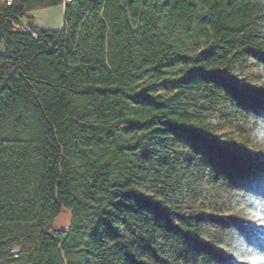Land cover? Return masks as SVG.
Instances as JSON below:
<instances>
[{"label": "trees", "instance_id": "16d2710c", "mask_svg": "<svg viewBox=\"0 0 264 264\" xmlns=\"http://www.w3.org/2000/svg\"><path fill=\"white\" fill-rule=\"evenodd\" d=\"M262 143L264 0H0V264H264Z\"/></svg>", "mask_w": 264, "mask_h": 264}, {"label": "rangeland", "instance_id": "374dc122", "mask_svg": "<svg viewBox=\"0 0 264 264\" xmlns=\"http://www.w3.org/2000/svg\"><path fill=\"white\" fill-rule=\"evenodd\" d=\"M63 11L64 7L57 6L49 9L32 12L31 15L36 18V23L38 26L51 30H60L62 27ZM70 218V210L63 208L62 212L57 216V218H55L52 223L53 229H68L70 225ZM237 261L243 264H258L260 262L256 259H251L249 261L237 259Z\"/></svg>", "mask_w": 264, "mask_h": 264}, {"label": "built area", "instance_id": "2783aa9c", "mask_svg": "<svg viewBox=\"0 0 264 264\" xmlns=\"http://www.w3.org/2000/svg\"><path fill=\"white\" fill-rule=\"evenodd\" d=\"M5 2H6V4L10 5V4H11V2H12V0H5ZM25 31L29 32V30H28V29H25Z\"/></svg>", "mask_w": 264, "mask_h": 264}]
</instances>
